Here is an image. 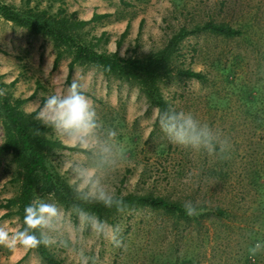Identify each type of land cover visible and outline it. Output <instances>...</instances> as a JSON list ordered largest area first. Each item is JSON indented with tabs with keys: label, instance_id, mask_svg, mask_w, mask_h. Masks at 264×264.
Returning a JSON list of instances; mask_svg holds the SVG:
<instances>
[{
	"label": "rangeland",
	"instance_id": "obj_1",
	"mask_svg": "<svg viewBox=\"0 0 264 264\" xmlns=\"http://www.w3.org/2000/svg\"><path fill=\"white\" fill-rule=\"evenodd\" d=\"M2 1L17 9L34 3L43 9L54 1L52 11L61 2L65 15L82 20L94 12L107 14L86 23L78 34L121 56L154 52L180 27L191 30L209 18L241 29L235 37L187 33L175 64L200 71L205 79L173 73L161 83L175 110L191 113L227 141L223 151L170 142L156 121L157 108L135 82L76 64L67 83L71 55L65 53L52 70V41L1 16L0 82L12 99L29 98L22 108L30 113L48 96L66 94L75 81L92 101L101 130L117 133L115 149L107 157L87 150H55L51 161L70 184L72 174L65 164L79 161L97 167L101 187L111 196L153 190L209 207L185 219L161 208L134 205L99 221L93 214L65 207L50 194L37 193L35 202L58 208L52 225L40 230L48 250L64 264H264V0ZM3 141L0 118V144ZM19 187L13 155L1 153L0 230L10 240L0 242V264H45L37 250L16 235L22 229L15 209L4 206ZM217 206L224 208L223 216L212 210Z\"/></svg>",
	"mask_w": 264,
	"mask_h": 264
},
{
	"label": "trees",
	"instance_id": "obj_2",
	"mask_svg": "<svg viewBox=\"0 0 264 264\" xmlns=\"http://www.w3.org/2000/svg\"><path fill=\"white\" fill-rule=\"evenodd\" d=\"M54 1L45 8L40 9L34 3L17 9L12 4L0 0V16L13 24L24 27L31 33L41 34L49 38L55 49L52 70L58 65L65 53L71 55L67 64L66 82L70 83L71 72L76 64L93 65L97 67L104 76H115L119 79L135 82L144 93L150 104L158 111L173 108L167 97L161 90V83L173 73L180 78L205 79V74L191 68L180 67L175 64L178 51L183 38L189 32H207L210 34L235 37L241 34V29L232 27L227 22L209 18L205 21L196 22L191 30L180 27L160 49L149 52L143 56H121L117 51H106L100 49L98 42H92L81 38L78 30L86 23L105 17L107 14L93 13L89 20L73 18L64 14L62 3L57 6L56 11L51 8ZM129 22L120 34L117 44L120 45L121 38L127 34ZM0 82V118H3L4 141L0 144L1 153H11L18 169L19 192L7 200L4 206L14 208L15 214L21 221V229L27 227L24 224V209L35 202L37 193L50 194L65 207L93 214L99 221L110 220L114 214L121 209L138 205L161 208L165 212L189 219L198 217L206 205L195 204V213L188 215L185 200L182 198H167L157 194L153 190L144 193L130 192L124 195H113L111 206H105L101 201L88 197L84 198L75 190L66 178L60 174L51 161L55 150L68 149L86 151L78 146H68L53 135L51 127L41 124L36 120L35 112L27 113L22 105L29 98L12 99L10 95L3 93ZM156 121H158L156 117ZM212 210L218 216H223L224 208L217 206ZM198 213V214H196ZM41 238L40 229H29ZM45 264H64L56 258L47 248L46 243L33 246ZM16 264V263H14Z\"/></svg>",
	"mask_w": 264,
	"mask_h": 264
},
{
	"label": "clouds",
	"instance_id": "obj_3",
	"mask_svg": "<svg viewBox=\"0 0 264 264\" xmlns=\"http://www.w3.org/2000/svg\"><path fill=\"white\" fill-rule=\"evenodd\" d=\"M32 111L35 112L36 120L56 130L75 146L100 157L111 155L115 149L112 141L117 133L111 129L101 130L92 101L86 95L84 87L75 81L69 85L66 94L48 96L42 105L37 104ZM157 119L159 127L172 143L193 149L202 148L209 152L218 147L223 151L227 144L226 140L222 141L218 134L213 133L206 124L200 123L191 113L167 108L157 112ZM65 170L71 171V183L84 198L92 197L105 206L112 205L113 197L101 187V176L97 167L79 161H69L65 164ZM185 208L188 215L195 213L191 202H187ZM24 212V224L27 227L16 235L26 245L47 243L43 233L41 238H38L35 233H30L29 229L49 228L59 214L57 206L37 200L26 206ZM14 239L15 237L12 238L13 241ZM9 240L8 233L0 230V242ZM116 242L119 243L118 240ZM259 247L257 244L256 248Z\"/></svg>",
	"mask_w": 264,
	"mask_h": 264
}]
</instances>
